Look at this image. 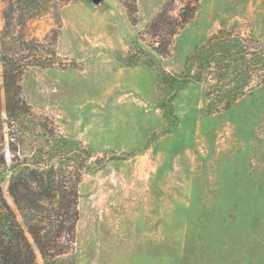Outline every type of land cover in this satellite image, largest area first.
I'll return each instance as SVG.
<instances>
[{"label":"rangeland","instance_id":"rangeland-1","mask_svg":"<svg viewBox=\"0 0 264 264\" xmlns=\"http://www.w3.org/2000/svg\"><path fill=\"white\" fill-rule=\"evenodd\" d=\"M4 8L0 48L19 31ZM22 30L59 60L22 77L32 116L14 145L0 116V205L16 209L6 161L38 149L49 159L48 127L92 155L78 185L76 264H264V62L242 89L245 66L184 75L219 31L264 42V0H46ZM163 74L178 84L161 86Z\"/></svg>","mask_w":264,"mask_h":264},{"label":"trees","instance_id":"trees-1","mask_svg":"<svg viewBox=\"0 0 264 264\" xmlns=\"http://www.w3.org/2000/svg\"><path fill=\"white\" fill-rule=\"evenodd\" d=\"M4 3L6 28L12 23L19 28L12 37L2 36L0 48V116L4 110L11 132L10 144L14 145L15 130L22 129L32 116L22 97V77L30 68H54L59 56L53 43L29 38L22 30L30 19L45 10L46 0H4ZM182 21L186 24L187 19ZM263 51L264 42L248 41L237 34L219 31L186 59L184 75L187 81H200L201 72L214 65L222 64L225 74H230L233 67L245 66V82L236 88L242 89L248 83L252 68L263 66ZM194 67L198 73L191 75ZM159 81L164 87L174 88L178 84V79L168 74H163ZM164 108L168 118L175 121L172 104L167 103ZM42 129L44 136L56 138V145L46 152L49 159H43V150L38 149L30 160L19 162L16 159L10 166L6 161V172L11 173L8 194L16 209L7 200L6 205H0V264H38L36 250L44 264H76L73 253L79 220L78 185L82 176L91 170L92 155L80 142L39 126V130ZM66 160L71 163L67 174Z\"/></svg>","mask_w":264,"mask_h":264},{"label":"water","instance_id":"water-1","mask_svg":"<svg viewBox=\"0 0 264 264\" xmlns=\"http://www.w3.org/2000/svg\"><path fill=\"white\" fill-rule=\"evenodd\" d=\"M97 2H98V0H97Z\"/></svg>","mask_w":264,"mask_h":264}]
</instances>
